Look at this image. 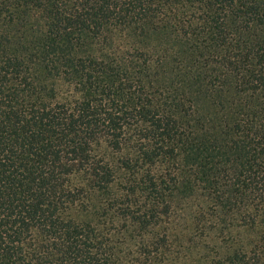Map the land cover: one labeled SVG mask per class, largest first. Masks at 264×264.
Returning a JSON list of instances; mask_svg holds the SVG:
<instances>
[{"label": "trees", "instance_id": "trees-1", "mask_svg": "<svg viewBox=\"0 0 264 264\" xmlns=\"http://www.w3.org/2000/svg\"><path fill=\"white\" fill-rule=\"evenodd\" d=\"M0 264H264V0H0Z\"/></svg>", "mask_w": 264, "mask_h": 264}]
</instances>
